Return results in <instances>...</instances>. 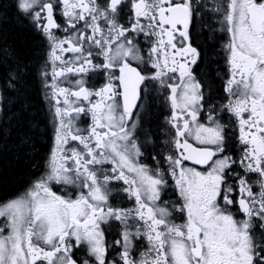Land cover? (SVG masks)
<instances>
[{
	"label": "snow or ice",
	"instance_id": "6c2138e0",
	"mask_svg": "<svg viewBox=\"0 0 264 264\" xmlns=\"http://www.w3.org/2000/svg\"><path fill=\"white\" fill-rule=\"evenodd\" d=\"M0 264H264V0H0Z\"/></svg>",
	"mask_w": 264,
	"mask_h": 264
}]
</instances>
